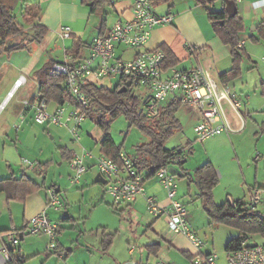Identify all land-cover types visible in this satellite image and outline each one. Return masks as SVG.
<instances>
[{
    "label": "crops",
    "instance_id": "0c3cea01",
    "mask_svg": "<svg viewBox=\"0 0 264 264\" xmlns=\"http://www.w3.org/2000/svg\"><path fill=\"white\" fill-rule=\"evenodd\" d=\"M23 1L40 4L42 11L37 21L41 25L46 26L49 30V33L44 41L47 38L53 39V37H56V39H59L63 42L64 56L62 60L54 59L57 62H62L65 60V49L72 45L73 38L79 39L84 44L79 57H85L89 54V48L94 38L107 35L118 21L131 20L133 18V0H121L115 6H112L109 4V2H107L104 6H107L108 10H106V8L103 6L96 13H91V8L87 5H84L82 0H18V4H21ZM175 1L176 0H174L170 5L171 9L163 12H158L156 10V5H154L157 13L171 14L174 17V21L172 25L154 28L151 31L150 38L144 49H167L171 51L175 58L174 66L180 69H190L196 67L198 64H201L202 66L212 70L214 74L229 71L232 68V56L230 48L226 46L216 34L212 23L210 21L204 20L205 18L203 14L194 7L192 1L187 4L188 7H183L182 5L177 6V4L174 3ZM219 1L223 3L224 8L222 10H225L226 0ZM256 1L257 0L235 1L238 8V15L244 23V31L241 33V40L245 41V50L247 39L245 35L247 34L250 38H252L254 35L248 34V32H256L261 24L264 25V4H257ZM173 8L176 9L174 10ZM109 16H112L113 18L111 23H109ZM62 26L69 27L72 30V37L67 39L70 43L66 46V40H63L58 36V29ZM186 45L197 46L199 51L195 55H191L189 54ZM27 50L29 51V49ZM117 51L118 55H124L125 57L131 58L136 55L139 50L126 49L120 46L117 48ZM70 55L77 57L75 54ZM6 58L11 61L10 56ZM9 61L3 62L0 65V82H2V88L4 89L3 94L0 95V181L18 180L22 177H25L37 184V187L33 189L31 188L30 191H26L27 187L29 189V186L27 185L25 187H18V185H11L8 183L6 188L0 189V250L3 247H7L9 252L15 257H23L25 259L24 264H30L32 261H39L37 264H157V255H150L146 247L137 246L135 242L130 240L126 241L124 252L127 253V256L124 257L121 250L119 252L115 249L117 234H115L113 244L109 251L107 253H103L101 249L103 238L105 235L110 234L106 229H103L102 234H96L95 236L91 234H71V239L74 240L71 243L75 248L74 250L68 246L69 242L66 241L65 235L59 234L57 238L56 253H50L47 251L49 244V238L47 235H30L28 233L30 220L37 214L47 210L48 190L50 188L53 187L60 190V194L62 196L61 198L65 200V202L69 195V189L62 187L60 183L57 182L50 185L47 181V174H50V170L55 166V164H58V167H61L63 162L68 161L69 167L71 168L70 161L73 156L80 155L84 158L87 168H95L99 174L96 164L97 159L102 156V153L101 146L99 154L95 153L92 148L93 144L91 140L81 137L80 132L79 138L75 140L73 135L70 133L69 127H47L37 124L34 120L35 110L25 106L24 102L33 99V97L38 93L39 85L33 77V73L38 69H29L28 56L27 58L22 59L21 62L13 63L10 65V67L16 72H12V74L8 76V79H6L8 82H12V85L9 88H5L2 75H4V70L7 69V63H10ZM252 62L253 61L250 63ZM246 67L248 68L249 65ZM29 74L31 81L33 82V84L31 83L30 86L33 90V93L30 97ZM21 76L26 77V83L16 90L12 98L8 99L9 93L13 90L15 82ZM114 79L116 78L97 79L96 77H92L90 81L91 84L102 82L104 85L102 87L106 89H112L114 88ZM263 82L264 78L261 79L260 86ZM229 84L235 90L237 87L245 89L241 93L237 92V90L236 92L239 94L243 102L242 113L247 122L245 128V130H247L248 126L251 125L250 123H252L249 120L253 119L256 110L253 108L249 109L244 98L246 97L248 100L249 95L247 88L242 87L245 86L243 74ZM13 99H15V102L10 105ZM2 105H4L3 109H1ZM59 106L60 104L55 102L48 103L49 111H54ZM186 113L189 115L190 121H192V125L194 127L197 123L198 115L189 109H186ZM177 118L179 119L178 113ZM233 126L235 128L238 127V122L236 125L233 124ZM252 127L253 125H251L249 131L257 136L259 132L256 131V128ZM244 131L241 133L225 135H227L230 140L234 141L232 142V145L235 147L236 158H238V160L242 162V157H248L252 158L254 162L257 163L260 157L256 156L255 154L252 156L250 155L251 153H240L241 149H243V146L246 147V141L250 140V135L248 133L245 134ZM223 135L224 134L220 136ZM30 138H33V141H31ZM102 138L103 137H99L97 142L98 144H100L99 142L102 140ZM189 145L190 144H188L187 147ZM216 172L220 184V181L224 176L217 169ZM143 174L146 179L144 185L147 193L157 198L160 204L166 206L168 204L166 191L160 185L156 176L147 178L148 173L146 171H143ZM177 177L184 179L185 181L188 180L187 178H181L180 175H177ZM87 179L86 186L89 184ZM262 180L263 179H260L259 173H257L253 181L251 180L248 182L245 180V184L248 186L247 191L237 193L239 195H236V197L233 195V193H226L225 201L234 202L241 200L243 202H248L251 193L255 188H259L264 191V187L261 182ZM192 188L195 187H190L188 180L186 194L190 199H193L191 194ZM216 188L214 189V199ZM85 192L86 190H84V193ZM178 198L180 200L182 198L180 191H178ZM196 199H198L197 196ZM139 204L145 206L144 197H139L132 204H124L119 208L123 210L127 208L126 210L133 211L138 208ZM113 206L114 205L112 204V207ZM187 210L189 213V223L192 229L197 233L198 231L195 229L196 225L194 222H192L194 221V217L190 213L189 209ZM58 212L59 210H47V214L52 222L56 223L58 220H71L69 217L61 218L58 215ZM205 215L207 216L206 213ZM152 228H154V226ZM7 231L10 233H5ZM19 231L23 232L19 234L17 233ZM9 235L15 236L16 241L11 242L8 237ZM177 237L178 238L175 237L176 241L173 240V242H175L172 243L171 246L176 247L182 242L183 239L186 238H183V236ZM249 237L253 243L261 244L254 240V238L259 237V235H252ZM160 238L161 234H155L152 236V238H150V244H156L160 246V250L162 251L163 246ZM261 245L264 246V243ZM131 246L137 247V251L130 253L129 250ZM181 251L185 252L186 250L181 249ZM203 252L209 253L210 251ZM197 253L198 251L195 253V255ZM53 255H57V260L51 258ZM167 259L169 262L168 256Z\"/></svg>",
    "mask_w": 264,
    "mask_h": 264
},
{
    "label": "built area",
    "instance_id": "2783aa9c",
    "mask_svg": "<svg viewBox=\"0 0 264 264\" xmlns=\"http://www.w3.org/2000/svg\"><path fill=\"white\" fill-rule=\"evenodd\" d=\"M121 0H108L115 6ZM239 1V0H234ZM257 4H264V0H257ZM174 17L171 14H159L155 10L152 0H133V18L118 21L107 35L94 38L90 45L89 54L85 57L66 55L62 62L53 66V72L63 78V84L76 103L83 109L89 106V98L82 91L83 84H91L90 79L119 80L118 86H125L131 82V90H144L147 99L145 111L149 119L158 116L159 107L167 100H176L181 107L189 109L198 115V120L192 128L194 142L206 140L222 135L236 134L245 130L247 122L241 112L243 102L236 90L229 84L221 81L222 73L214 74L212 70L198 64L190 69H180L176 66H167V55L162 49L145 50L151 31L156 27L172 25ZM58 36L67 40L72 36L69 27H60ZM245 41L241 40L240 47ZM138 49V53L131 58L118 55L117 48ZM191 55H195L199 48L186 45ZM26 83V77L21 76L9 93L12 98L17 89ZM24 105L35 110L34 120L37 124L47 127H69L73 138H79L80 129L86 116L76 105L66 103L56 110L49 111L48 103L42 100L35 102L25 101ZM4 105L1 106V109ZM230 110L238 119V127H234L229 115ZM182 154H176L173 165L162 167L156 173L160 185L166 191L168 204L163 206L157 198L149 195L145 188V176L134 165L131 158L121 154V162L101 156L97 159L99 174L105 179L106 192L112 197L113 205L120 207L132 204L139 197H144L147 213L158 219L164 218L167 223L168 234L172 245L177 236H184L198 251L194 256V264H217L218 255L210 251L204 253L206 243L195 233L189 223V213L186 205L178 198V181L170 169L186 156V150L181 148ZM73 171L71 181L78 183L87 172L84 158L74 155L70 161ZM264 202V191L255 188L248 201L250 208H256ZM232 205H236L230 201ZM62 199L56 188L48 190L47 210H60ZM47 210L34 216L28 226L30 235H47L48 249L57 252V238L59 226L50 220ZM11 242L16 237L9 235ZM162 243V242H161ZM168 249V246L166 247ZM130 253L137 251L131 246ZM227 252L226 264H264V246L253 243L249 236L243 237ZM157 264H169L167 252L157 254ZM10 261V252L7 247L0 250V264Z\"/></svg>",
    "mask_w": 264,
    "mask_h": 264
},
{
    "label": "rangeland",
    "instance_id": "374dc122",
    "mask_svg": "<svg viewBox=\"0 0 264 264\" xmlns=\"http://www.w3.org/2000/svg\"><path fill=\"white\" fill-rule=\"evenodd\" d=\"M191 1L193 2L194 7L203 14L205 18L204 20L209 21L207 10L203 6L198 5L195 0H176L174 3H176L177 6L182 5L183 7H188L187 4ZM171 4L172 2L156 4V10L158 12L167 11L171 9ZM104 7L108 10L107 6ZM176 8L173 9L175 10ZM223 8V3L219 0L215 5L208 6L209 10L216 12L221 11ZM16 13L19 16L20 10L17 9ZM112 20V16H109V23H111ZM248 34L256 36L258 35V31H250ZM245 36L247 38L245 51L253 62L250 63L249 60H245L243 71L245 86H242L241 84L239 85L246 87L248 90L249 98L248 100L246 97L244 98L248 104V108L256 110L255 116L249 121L252 122L250 124L256 128V131H258L259 134L256 136L251 133V131H249L251 125H249L244 133L250 135V140L246 141V147L243 146L240 153H251L250 155L252 156L255 154L260 157L259 161L255 163L252 158L248 157H242V162L238 160V158H236L235 147L232 145V142L234 141L230 140L225 134L223 136L219 135L215 138L213 137L212 139L210 138L203 143L194 142V135L192 133L193 123L190 121V117L186 113V108L184 107L178 112V117L182 123V130L176 132L166 142V147L168 149L184 148L186 150V156L184 158L185 162L183 163L182 168L178 164L172 166V168L177 170V173H180L183 169L193 173L195 169L209 161L214 164L221 174H223L224 177L221 179L219 186H217L215 190V199L218 204L225 201L226 193H233L236 197V195H239L237 193L247 191L248 186L245 184V180L248 182L251 180L253 181L257 173H259L260 179H263L261 182L264 187V95L262 94V88L260 86V81L264 78V39L260 38L259 42H256L247 34ZM11 37V44L20 42L22 39V36H17L15 34H12ZM69 43V40H66L65 46L69 45ZM27 56L29 57V69H40L51 59L62 60L64 56L63 42L56 39V37H53V39L47 38L39 45H34L33 47L29 46V51L19 50L13 52L10 56L11 61L6 57L0 58V65L3 62H10L7 63V69L4 70V75H2L5 88H9L12 85V82L10 83L6 81L8 76L12 74V72H16L12 70L10 65L21 62L22 59L27 58ZM247 65H249L248 68L246 67ZM31 83L33 84L29 74V97L33 93V90L30 87ZM118 84L119 80L117 78L114 79V87ZM97 85L101 87L104 86L102 82L97 83ZM236 90L241 93L245 89L237 87ZM3 91L2 82H0V95L3 94ZM133 92L136 93V95H139V93L145 91L135 89ZM169 101L170 100H167L164 104ZM14 102L15 99L11 101L10 105ZM242 111L243 110H241V112ZM228 115L232 123L236 125L238 122L236 116L230 110H228ZM109 131L115 143L119 147H122L123 153L132 159L136 154L135 148L149 141L147 135L138 127L130 126L129 121L124 115H120L112 121ZM80 136L88 138V140L90 139L93 144V151L99 154L100 144L97 142L99 137L104 136L103 129H101L92 119L87 118L82 125V129H80ZM232 136L235 137L234 135ZM32 139L30 138L31 141H33ZM188 144H190V146L187 147ZM97 174L98 172L95 168L88 169L78 183H73L71 181L73 171L69 167L68 161L63 162L61 167H58V164H55L50 170V174H47V181L50 185L58 182L62 187L69 189V195L66 202L62 199V206L58 215L61 218L69 217L71 220H58L56 223L59 226V234L65 235L66 241L69 242L68 246L72 250L75 248L71 244L72 241H74L71 239V234H91L95 236L96 234H102L103 229H106L110 234H117L115 249L119 252L121 250L125 257L127 256V253L124 252L126 241L130 240L135 242L137 246L146 247L151 243L150 238H152V236L155 234H161L160 241L162 242L163 249L167 252L170 264H194V259L190 258V255L194 256L197 251L184 236L183 238L185 239H183L176 247L169 245L168 241L171 239L169 238L170 234H168L167 223L164 218L156 220L147 213L146 207L141 204H139L138 208L133 211L126 210L127 208L123 210L118 206L112 207L113 199L106 192L105 185L95 183ZM86 179L89 183L87 186ZM177 181L179 183L178 191H180L182 197L181 200L194 217V221L192 222L196 225L195 229L198 231L197 235L206 243L204 251L215 252L218 255L217 264H226L227 244L231 239L238 237L239 231L232 227L216 225L211 222L210 218L205 215L200 200L196 199L197 191L195 188H192L191 194L193 199H190L186 194L188 180L185 181L184 179L177 177ZM84 190H86L85 193ZM263 204L264 203L257 207V210L261 213H264ZM153 226L154 228H152ZM193 231L196 233L195 230ZM176 238L174 239L175 241ZM166 239H168V241ZM254 240L261 244L264 243V237L260 235L259 237H255ZM167 246L168 249H166ZM181 249H185L186 251H181ZM47 251L52 253L48 248ZM51 258L57 260V255H53ZM38 262L39 261H32L30 264H37Z\"/></svg>",
    "mask_w": 264,
    "mask_h": 264
},
{
    "label": "trees",
    "instance_id": "16d2710c",
    "mask_svg": "<svg viewBox=\"0 0 264 264\" xmlns=\"http://www.w3.org/2000/svg\"><path fill=\"white\" fill-rule=\"evenodd\" d=\"M173 1L152 0L154 5ZM195 1L207 10L208 19L212 23L216 34L230 48L232 68L222 73L221 76L223 83H230L243 74L245 60L251 62V58L246 53L245 48L239 46L241 33L244 31V23L238 14L230 18L225 10L217 12L209 10L208 6L215 5L218 0ZM82 2L91 8V13H96L106 5L108 0H82ZM17 9L20 10L19 16L16 13ZM41 11L42 8L38 3L23 1L21 4H18V0H0V58L3 56L9 57L15 51L27 50L29 46L33 47L44 41L49 30L37 21ZM257 31L258 35L253 36L252 40L259 42L260 38L264 39V25L261 24ZM12 34L22 36L21 41L11 44ZM83 46L84 44L79 39L73 38L72 45L65 49V53L66 55L75 54L79 57ZM163 51L167 55L166 65L174 66L175 58L172 52L167 49ZM56 63H58L56 60L51 59L33 73V77L38 83L39 88L38 93L30 101L35 102L39 99L48 103L55 102L60 105L66 103L76 105L84 113L86 119H92L104 130V136L100 141L102 156L108 157L115 162H121L122 147H119L115 143L109 133L112 121L120 115H124L129 121L130 126L138 127L149 138L147 143L135 148V157L131 158L135 167L140 172L146 171L148 173L147 178L155 176L162 167L173 165L172 160L174 156L182 154L181 148L168 149L166 147L167 140L176 132L182 130V123L177 118V113L181 109L178 101L172 99L168 103L162 104L159 107L158 116L149 119L145 111L147 99L143 93L136 95L133 90L119 93L122 86L117 85L112 89H106L97 84L89 83L83 84L81 87L90 101L89 106L82 109L64 87L63 78L53 72V66ZM261 88L264 95V82L261 84ZM184 162L185 159L177 164L182 168ZM178 174L181 178L189 180L190 187L194 186L196 188V196L211 222L216 225L232 227L239 231L238 237L228 242L226 250L230 249L235 243H238L243 237L252 235L264 237V213L259 212L257 207L250 208L248 202L241 200L234 201L235 206L230 201H224L221 204L216 203L214 189L219 185V178L211 162L208 161L199 166L193 173L183 169ZM175 176L177 178V175ZM8 183L18 185V187H25L27 185L29 189L27 187L26 191L37 187V184L33 183L30 179L22 177L18 180H1L0 189L6 188ZM58 193L61 196L60 190H58ZM21 232L23 231L17 233L20 234ZM5 233L8 234L10 232L7 231ZM114 238L115 234L105 235L101 247L103 253L109 251ZM146 248L150 255H157L161 249L156 244H150ZM190 258L194 259V256L190 255ZM24 262L25 259L23 257H15L10 253V261L7 264H24Z\"/></svg>",
    "mask_w": 264,
    "mask_h": 264
},
{
    "label": "water",
    "instance_id": "95a60500",
    "mask_svg": "<svg viewBox=\"0 0 264 264\" xmlns=\"http://www.w3.org/2000/svg\"><path fill=\"white\" fill-rule=\"evenodd\" d=\"M226 7L225 11L227 12L228 16L230 18L235 17L238 14V8L237 4L234 0H226ZM131 82H127L125 86H123L120 90L119 93H125L131 89L130 88ZM170 172L175 175H179L177 173V170L175 168H171ZM95 182L99 184H105V179L101 176V174H98L97 177L95 178ZM160 244V242H159Z\"/></svg>",
    "mask_w": 264,
    "mask_h": 264
}]
</instances>
